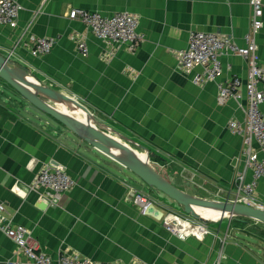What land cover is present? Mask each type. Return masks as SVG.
I'll list each match as a JSON object with an SVG mask.
<instances>
[{
    "label": "crops",
    "instance_id": "0c3cea01",
    "mask_svg": "<svg viewBox=\"0 0 264 264\" xmlns=\"http://www.w3.org/2000/svg\"><path fill=\"white\" fill-rule=\"evenodd\" d=\"M13 1L20 10L14 29L0 26L3 56L12 55L10 60L27 68L36 81L79 101L147 149L149 166L177 189L208 200L240 198L236 178L244 174V181L250 182L251 172L245 170L242 138L227 127L245 119V90L239 89L242 99L221 102L217 85L235 77L245 84L247 63L237 55H221L219 77L194 83L203 70L184 71L178 56L194 30L229 37L245 47L250 0ZM71 9L136 16L142 41L131 50L99 40L83 24L69 20ZM262 22L256 45L264 69V1ZM37 38L53 41L49 53L33 54L32 39ZM81 42L86 55L77 49ZM9 95L0 81V204L8 219L30 231L45 255L56 260L66 254L98 264H264V242L258 236L248 240L241 233L229 234L226 221L217 228L207 225L220 239L228 236L223 243L213 235L202 241L177 239L160 221L141 215L128 197L130 191L139 192L155 211L180 216L164 204L165 196L133 188L119 164L82 153L91 149L77 139L70 145L59 135V126ZM260 111L264 117V102ZM77 144L81 148L75 153ZM251 147L257 150L255 143ZM47 166L62 168L75 181L56 206L32 190L36 175ZM256 197L263 208L264 179L257 181ZM7 261L29 264L0 230V264Z\"/></svg>",
    "mask_w": 264,
    "mask_h": 264
},
{
    "label": "built area",
    "instance_id": "2783aa9c",
    "mask_svg": "<svg viewBox=\"0 0 264 264\" xmlns=\"http://www.w3.org/2000/svg\"><path fill=\"white\" fill-rule=\"evenodd\" d=\"M264 0H250L252 16L250 31L245 35V47H238L229 37H223L211 32L191 31L188 37L187 48L179 52V66L184 71L199 67L203 70L202 76L194 79L195 83L205 80H216L221 73V55L231 54L241 57L248 67L247 80L244 85L238 78L218 84V96L221 102L233 98L242 99L239 89L245 90L246 110L242 123L230 122L228 130L240 136L246 146L244 152L245 170L251 172V181H244V174L236 178V190L240 198L233 200L249 206L260 207L256 197L257 181L264 179V117L260 105L264 102V69L258 65L256 37L263 27L262 12ZM20 7L13 0H0V26L14 29ZM71 21H77L87 27L91 33L104 42L122 43L133 50L137 48L142 38L137 35L138 20L129 13H115L112 16H102L96 12L80 9H71L68 13ZM53 47V41L47 38L32 39V50L35 55L47 54ZM77 49L81 55L87 54L84 43H79ZM256 144L257 150L251 145ZM75 186V181L60 167L47 166L39 171L33 182V191L42 195L50 206H56L61 197ZM128 197L139 209L141 215L150 216L160 221L165 230L179 240L194 238L202 241L206 236L213 235L223 243L222 239L209 230V227L192 218H183L173 213L162 214L155 211L152 201L141 193L130 191ZM238 197V196H237ZM264 209V207H263ZM0 230L15 244L29 264H98L77 256L60 255L56 260L42 253L30 231L22 226L15 225L5 216V208L0 204ZM5 264H19L16 261H7ZM212 264H219L213 262Z\"/></svg>",
    "mask_w": 264,
    "mask_h": 264
},
{
    "label": "water",
    "instance_id": "95a60500",
    "mask_svg": "<svg viewBox=\"0 0 264 264\" xmlns=\"http://www.w3.org/2000/svg\"><path fill=\"white\" fill-rule=\"evenodd\" d=\"M0 81L7 85L11 98L28 105L32 111L59 126L61 129L59 135L65 137L70 145L74 146L77 139L79 143H84L91 149V153L81 150L82 153L91 155L95 159L103 157L116 162L122 167L123 173L129 175L124 177L128 183L135 178L148 190L151 189L155 193H160L171 203L180 207L183 215L196 220L199 219L204 221L202 223L208 224L209 221L200 219L194 213L193 207L213 208L221 212L220 221L223 219L243 218L256 224L264 225L263 209L235 203L229 198L222 201L203 199L177 189L149 166L150 155L147 149L116 132L115 129L92 115L84 105L75 99L42 85L36 81L27 68L13 62L9 57H5L1 53ZM58 108L66 109L67 111H60L61 109L59 110ZM69 110L71 113L80 114V120L69 115L67 113ZM108 133L115 135L123 143L134 145L144 150L147 162H142L138 157L137 151L135 152L128 145L109 136ZM79 145H76L75 153L79 152L81 148V145ZM244 236L248 240L252 238L247 234Z\"/></svg>",
    "mask_w": 264,
    "mask_h": 264
},
{
    "label": "rangeland",
    "instance_id": "374dc122",
    "mask_svg": "<svg viewBox=\"0 0 264 264\" xmlns=\"http://www.w3.org/2000/svg\"><path fill=\"white\" fill-rule=\"evenodd\" d=\"M11 56L12 55H9L8 57L9 58H11ZM59 92V91H58ZM70 97V96H69ZM72 98V97H71ZM74 99V98H73ZM77 101V100H76ZM77 102H79V101H77ZM80 103V102H79ZM80 104H82V103H80ZM83 105V104H82ZM60 111H65L66 109H62V108H58ZM67 111V110H66ZM90 112V111H89ZM69 115H72V116H74L75 118H77V119H79L80 120V118H81V115L80 114H74V113H71L70 112V110L67 112ZM91 113V112H90ZM92 115H94L93 113H91ZM95 116V115H94ZM109 126V125H108ZM110 127V126H109ZM112 128V127H111ZM114 129V128H113ZM116 132H118L117 130H115ZM119 133V132H118ZM119 134H121V133H119ZM108 135L109 136H111V137H113V138H115V139H117L118 141H120V142H122L121 140H119L115 135H111L110 133H108ZM122 135V134H121ZM124 136V135H123ZM125 137V136H124ZM123 143V142H122ZM123 144H125V145H127L126 143H123ZM131 149H133V148H131ZM135 152H136V150L135 149H133ZM139 154V153H138ZM140 155H142V154H140ZM142 156H145V153L142 155ZM114 162V161H113ZM116 163V162H115ZM151 164V163H150ZM156 165H158V169H160V170H163L164 168H163V165L159 162H156L155 163ZM152 165V164H151ZM152 168H153V166H151ZM167 170V169H166ZM166 170H164L163 171V174H164V172L166 171ZM170 178L171 179H175V177L174 176H172V174H170ZM129 184H130V186H132L133 188H135V189H138V190H140V191H142V192H145V191H149L145 186H143L142 184H140V183H138V182H136V181H134V180H132V181H129ZM173 184H175L174 182H173ZM193 188V187H192ZM136 193H139V192H136ZM161 197H163V196H161ZM163 201H164V204H168L171 208H172V210L174 211V213H177V214H179L180 215V217L181 216H184L183 215V212H182V209L180 208V207H178L176 204H174V203H171L167 198H161ZM240 204H242V203H240ZM251 207H255V206H251ZM255 208H260V209H263L262 207H255ZM139 210V209H138ZM202 210L203 209H198L197 211H199V212H201L202 213ZM264 210V209H263ZM163 213H165V212H163ZM203 214V213H202ZM212 214V213H211ZM209 215V216H211L212 218H213V216L212 215ZM203 215H205V214H203ZM186 218H191V217H189V216H186ZM228 220V221H227ZM223 221H226V222H228V224L230 225V219H223L222 221H221V223L223 222ZM253 222V221H252ZM209 227L210 228H213V227H218V224H214V223H210L209 222ZM226 224L224 223L223 224V226H225ZM260 226H261V224H259ZM230 229H231V232H232V234H237V235H239L240 233V229H239V225L236 223V222H234L233 224H232V226L230 227ZM229 229V230H230ZM248 229H249V227H248ZM228 230V231H229Z\"/></svg>",
    "mask_w": 264,
    "mask_h": 264
},
{
    "label": "trees",
    "instance_id": "16d2710c",
    "mask_svg": "<svg viewBox=\"0 0 264 264\" xmlns=\"http://www.w3.org/2000/svg\"><path fill=\"white\" fill-rule=\"evenodd\" d=\"M236 222L239 225L240 232L243 235H250L251 237L255 236L259 241L264 242V225H259L256 224L255 222H252L251 220L248 219H243V218H232L230 221L229 229L232 226V224ZM249 227V229H248ZM231 232V229L229 230ZM232 233V232H231Z\"/></svg>",
    "mask_w": 264,
    "mask_h": 264
},
{
    "label": "bare ground",
    "instance_id": "6f19581e",
    "mask_svg": "<svg viewBox=\"0 0 264 264\" xmlns=\"http://www.w3.org/2000/svg\"><path fill=\"white\" fill-rule=\"evenodd\" d=\"M259 65V64H258ZM260 66V65H259ZM261 67V66H260ZM125 73V72H124ZM195 83V82H194ZM198 83H202V82H198ZM245 84H246V82H245ZM244 84V85H245ZM262 84H264V80L262 81ZM139 156V158H140V154H138ZM145 157V160L144 161H142L141 160V158H140V160L142 161V162H147V160H146V156H144ZM203 209L202 210V213L203 214H205V215H203L201 212H199V211H197L198 209ZM193 211H194V213L197 215V216H199V218L200 219H203V220H207V221H213V222H215V221H218L219 220V218H220V215H221V212L219 211V210H216V209H213V208H202V207H193ZM211 213H214L212 216H213V218L211 217V216H209ZM184 217H186L185 215H184ZM194 220H196V219H194ZM198 221H201V220H199V219H197ZM201 222H204V221H201Z\"/></svg>",
    "mask_w": 264,
    "mask_h": 264
},
{
    "label": "clouds",
    "instance_id": "9594fccd",
    "mask_svg": "<svg viewBox=\"0 0 264 264\" xmlns=\"http://www.w3.org/2000/svg\"><path fill=\"white\" fill-rule=\"evenodd\" d=\"M246 99V98H245ZM260 109V108H259ZM161 213V212H160ZM168 213H171V212H168ZM163 214V213H162ZM167 214V213H166ZM176 215V214H175ZM178 216V215H177ZM192 219H194V218H192ZM209 222H213V221H209ZM218 222H220L221 223V221L220 220H218V221H215L214 222V224H218ZM230 223V222H229ZM206 225H208V224H206ZM228 229L227 230H229V226L227 227ZM229 232V231H228ZM229 234H230V232H229Z\"/></svg>",
    "mask_w": 264,
    "mask_h": 264
}]
</instances>
